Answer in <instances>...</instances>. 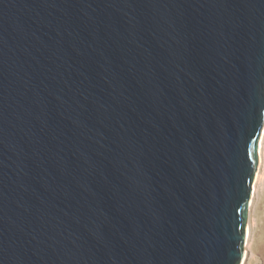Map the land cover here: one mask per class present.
Returning <instances> with one entry per match:
<instances>
[{"label": "water", "instance_id": "1", "mask_svg": "<svg viewBox=\"0 0 264 264\" xmlns=\"http://www.w3.org/2000/svg\"><path fill=\"white\" fill-rule=\"evenodd\" d=\"M264 133V0H0V264H242Z\"/></svg>", "mask_w": 264, "mask_h": 264}, {"label": "rangeland", "instance_id": "2", "mask_svg": "<svg viewBox=\"0 0 264 264\" xmlns=\"http://www.w3.org/2000/svg\"><path fill=\"white\" fill-rule=\"evenodd\" d=\"M262 179L258 184L255 197L256 228L252 234L250 247L244 264H264V166L261 168ZM250 218V211L248 220Z\"/></svg>", "mask_w": 264, "mask_h": 264}, {"label": "bare ground", "instance_id": "3", "mask_svg": "<svg viewBox=\"0 0 264 264\" xmlns=\"http://www.w3.org/2000/svg\"><path fill=\"white\" fill-rule=\"evenodd\" d=\"M262 166H264V133L262 135V140H261L260 160H259V164H258V168H257V172H256L255 181L253 184L250 203H249L250 218L248 220V225H247V235H246V241H245V246H244L245 254H244L242 264H244V262L246 260L247 249L250 247L252 234L256 228V218L254 217L256 215L255 197H256V193H257L258 184L262 179V173H263L261 171Z\"/></svg>", "mask_w": 264, "mask_h": 264}]
</instances>
